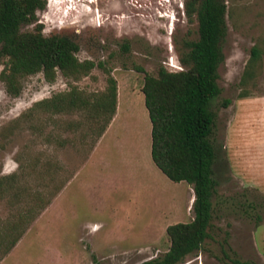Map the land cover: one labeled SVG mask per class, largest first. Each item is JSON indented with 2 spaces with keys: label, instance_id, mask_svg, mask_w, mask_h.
Listing matches in <instances>:
<instances>
[{
  "label": "rangeland",
  "instance_id": "obj_1",
  "mask_svg": "<svg viewBox=\"0 0 264 264\" xmlns=\"http://www.w3.org/2000/svg\"><path fill=\"white\" fill-rule=\"evenodd\" d=\"M181 2L45 0L36 11L44 35L71 38L76 57L94 66L77 81L59 72L50 81L28 75L15 96L0 81V178L12 175L0 186V264H138L166 251L167 225L191 220L192 185L169 180L150 158L141 92L145 73L159 65L180 69L176 48L197 38L196 20L186 21ZM224 2L208 236L176 264H264V0ZM254 44L261 55L241 85ZM108 76L116 94L105 124L104 115L94 118L86 108L34 105L68 91L69 83L92 98ZM37 195L46 204L11 230Z\"/></svg>",
  "mask_w": 264,
  "mask_h": 264
},
{
  "label": "trees",
  "instance_id": "obj_2",
  "mask_svg": "<svg viewBox=\"0 0 264 264\" xmlns=\"http://www.w3.org/2000/svg\"><path fill=\"white\" fill-rule=\"evenodd\" d=\"M44 6L45 0H0V81L12 96L18 94L21 79L28 75L40 72L50 81L59 72L64 78L77 81L94 66L91 60L76 57L78 45L71 38L42 33L36 11ZM182 11L186 21L196 20L197 38L185 40L176 48L180 69L167 70L159 65L155 74L145 73L141 92L150 123V158L169 180L192 185L193 216L187 222L167 225L165 233L169 245L166 251L138 264L180 262L199 248L208 236L210 225L211 196L215 187L212 176L214 149L209 139L215 117L211 102L220 91L216 69L223 58L221 44L226 34V4L224 0H182ZM29 25L30 29L23 28ZM260 55V48L252 45L240 77L241 85L253 77ZM69 84L68 91L41 99L34 105L54 112L86 108L94 118L104 115V124L109 121L116 94L115 80L111 76L107 77L104 90L92 98ZM244 96L243 91L238 94V97ZM2 179H12V175L0 178V186ZM46 202L35 196L34 207H28L27 215L19 214L18 222L9 228L18 229L29 220L30 210L43 208ZM20 235L19 230L11 236L4 252ZM230 262L251 264L236 258H231Z\"/></svg>",
  "mask_w": 264,
  "mask_h": 264
},
{
  "label": "built area",
  "instance_id": "obj_3",
  "mask_svg": "<svg viewBox=\"0 0 264 264\" xmlns=\"http://www.w3.org/2000/svg\"><path fill=\"white\" fill-rule=\"evenodd\" d=\"M181 7H182V2H181Z\"/></svg>",
  "mask_w": 264,
  "mask_h": 264
}]
</instances>
